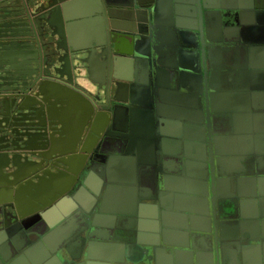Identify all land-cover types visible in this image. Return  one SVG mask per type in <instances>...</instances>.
<instances>
[{
	"label": "water",
	"instance_id": "water-1",
	"mask_svg": "<svg viewBox=\"0 0 264 264\" xmlns=\"http://www.w3.org/2000/svg\"><path fill=\"white\" fill-rule=\"evenodd\" d=\"M0 264H264V0H0Z\"/></svg>",
	"mask_w": 264,
	"mask_h": 264
},
{
	"label": "crops",
	"instance_id": "crops-1",
	"mask_svg": "<svg viewBox=\"0 0 264 264\" xmlns=\"http://www.w3.org/2000/svg\"><path fill=\"white\" fill-rule=\"evenodd\" d=\"M61 106H59V112L62 114V116H64L63 120L65 123L68 122V128H67V134H75L76 130H77V126L75 124H77L79 122V120L81 119V109L77 108H64V112L60 110ZM61 137L56 138V140L60 139Z\"/></svg>",
	"mask_w": 264,
	"mask_h": 264
},
{
	"label": "flooded vegetation",
	"instance_id": "flooded-vegetation-1",
	"mask_svg": "<svg viewBox=\"0 0 264 264\" xmlns=\"http://www.w3.org/2000/svg\"><path fill=\"white\" fill-rule=\"evenodd\" d=\"M100 229V228H99Z\"/></svg>",
	"mask_w": 264,
	"mask_h": 264
}]
</instances>
